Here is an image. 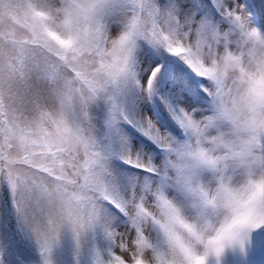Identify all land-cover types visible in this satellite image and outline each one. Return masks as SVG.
<instances>
[{
  "label": "snow or ice",
  "instance_id": "1",
  "mask_svg": "<svg viewBox=\"0 0 264 264\" xmlns=\"http://www.w3.org/2000/svg\"><path fill=\"white\" fill-rule=\"evenodd\" d=\"M258 46L264 0H0V264H264Z\"/></svg>",
  "mask_w": 264,
  "mask_h": 264
},
{
  "label": "clouds",
  "instance_id": "2",
  "mask_svg": "<svg viewBox=\"0 0 264 264\" xmlns=\"http://www.w3.org/2000/svg\"><path fill=\"white\" fill-rule=\"evenodd\" d=\"M186 47L191 50L189 58L193 61V71L199 69V74L208 78V71L215 68L223 79L222 87L226 102L231 103L233 97H239L245 85L239 79L238 69L232 65H225L223 52L219 47L209 48L206 43L197 41L195 38L186 41ZM255 58L264 60V47L258 46L256 48ZM242 63L248 71H256L255 62H249L247 56L243 57ZM209 84L214 92L216 90V82L209 78Z\"/></svg>",
  "mask_w": 264,
  "mask_h": 264
}]
</instances>
